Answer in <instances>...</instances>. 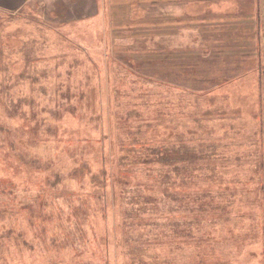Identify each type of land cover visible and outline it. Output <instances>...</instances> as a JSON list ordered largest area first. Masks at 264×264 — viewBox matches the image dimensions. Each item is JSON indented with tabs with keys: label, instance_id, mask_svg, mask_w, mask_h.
I'll return each instance as SVG.
<instances>
[{
	"label": "rangeland",
	"instance_id": "obj_1",
	"mask_svg": "<svg viewBox=\"0 0 264 264\" xmlns=\"http://www.w3.org/2000/svg\"><path fill=\"white\" fill-rule=\"evenodd\" d=\"M74 1L0 5V149L8 166H19L14 151L22 162L33 163L32 155L47 165L33 170L30 181L24 171L9 181L14 174L0 168V264H264L252 138L259 123L250 116L258 106L246 104L249 117L237 106L255 81L247 76L206 97L181 87L186 78L177 61H196L198 68L203 21L157 35L152 46L150 36L119 33L138 22L140 11L147 16L138 28L188 10L190 18L214 20L224 50H235L252 42L264 1L213 0L192 8L177 0L114 6L97 0V16L73 20L94 7V0ZM159 47L174 59L157 67L156 54L147 51ZM134 63L161 83L137 77ZM123 138L135 154L144 145L146 154L156 146L172 157L133 165L121 159ZM37 176L45 195L29 189ZM59 178L65 182L56 185Z\"/></svg>",
	"mask_w": 264,
	"mask_h": 264
},
{
	"label": "crops",
	"instance_id": "obj_2",
	"mask_svg": "<svg viewBox=\"0 0 264 264\" xmlns=\"http://www.w3.org/2000/svg\"><path fill=\"white\" fill-rule=\"evenodd\" d=\"M27 1L29 0H26V2ZM39 1L45 2L50 6H54V2L56 1L61 2L64 5H68L67 3H71V4L75 3L74 0H39ZM10 2H13V0H1L0 5L4 6L3 8H8ZM17 2L18 5H16V7L23 6V4L26 3L25 0H17ZM110 2L111 4H113V6L117 5L116 2L114 1L110 0ZM97 6H98L97 0H94V7H92L91 10L92 12H90L89 14H83L82 16L77 15L74 17L75 19L73 20L92 18L94 16H97L98 15ZM10 7H12L11 9L14 8L13 6ZM63 8H64V12L67 14L68 13L67 9L65 7ZM248 14H251L252 15L251 18H254L252 10ZM130 19L131 18H126L124 23H128ZM201 21H203L205 24H198L199 30L196 32V39L199 43L198 45L199 66L196 70L198 77L197 81L199 83L198 86V90L200 91L199 94L200 95L203 94L206 97L209 95L208 92L212 91L210 93H213L215 90H217V88H219L220 90L222 87L230 84L231 82L239 79L242 80L247 76L249 77L251 76V79L255 81L253 91L251 92V90L248 89L247 91H249L250 93L246 91V100L238 101L237 106L238 108H242V109L246 107L247 110L245 112L243 111L242 112L248 117H249L248 115L249 109L246 104L247 103L250 104L248 106H255V105L258 106L257 110L252 109L250 111V116L254 118L253 120L255 121V123L257 124L259 123L258 127H256L257 125H255L253 128L254 130L252 132L253 133L252 138L256 140V142L254 143L256 145V149L258 150L257 162L260 165L258 171H260V180L262 185L261 189L263 195L261 201H262V214L264 217V18L262 16V8H261V18L258 17L257 22H255L254 25L256 30L252 32V42L250 44L247 43L243 47L235 50L232 49L224 50L225 49L223 47L224 45L220 40L221 39L220 37L221 34L219 32L220 30L216 28L215 24L213 25L211 24L212 22H214V20H210V22L207 21L208 23L205 20H198V22ZM246 35L247 32H245V38ZM249 36L250 33L247 35L246 38L248 42H250ZM209 66H213L215 70L212 69L206 70ZM219 79L221 83H219L218 81ZM242 112L238 113V115L239 114L244 115ZM250 133L251 132L248 131L246 134H250ZM261 230H262V234H264V226L261 227Z\"/></svg>",
	"mask_w": 264,
	"mask_h": 264
},
{
	"label": "trees",
	"instance_id": "obj_3",
	"mask_svg": "<svg viewBox=\"0 0 264 264\" xmlns=\"http://www.w3.org/2000/svg\"><path fill=\"white\" fill-rule=\"evenodd\" d=\"M112 1V0H111ZM120 1H122V0H120ZM129 2H130V4H150V3H156L157 5L159 4V5H163L162 3H161V1H153V0H141L140 2H139V0H134L135 2H133V0H128ZM177 1H179L180 2V5H189V4H191L192 5V8H194V5H198L200 2H211V1H213V0H177ZM114 2H115V0H114ZM169 3H173V1L172 0H169ZM140 4V5H141ZM191 8V9H192ZM197 8V7H196ZM196 8H195V10H196ZM192 11H189L188 12V10H187V12H184L183 14H181V15H177L176 17H172V15L171 14H168V15H166V16H168V18H166V17H162V18H159V17H161V15H157V16H155L154 17V19H156V22L154 23V24H152V25H149V26H146V27H137V24H138V22H139V24L146 18V16H147V14H142V16H140L141 15V11L139 12L140 14L137 16V18L136 17H134V18H136V19H134V20H136V21H138V22H129L128 24H126V26H125V28L122 30V31H120L119 33L120 34H122L123 36L126 34V33H128L130 36H139V37H144V36H150V38H149V41H150V43L149 44H151V45H149V46H152L153 44H154V40H153V37H155V36H159V35H163V34H166V33H169V34H172L173 32L172 31H174V29H177V28H179L180 26H178V25H180V24H185V25H188V24H192V23H188V21H194V23H196V22H198V20L196 19V16H193V18H190V14L189 13H191ZM156 14V13H155ZM164 21H169L170 22V26H168L169 28H167L166 26H162V24H164L165 25V23L166 22H164ZM164 22V23H163ZM210 22V21H209ZM208 23V22H207ZM160 24V25H159ZM212 25L214 24V22H212L211 23ZM195 25V24H194ZM110 28L112 29V30H115V24H114V22H113V24H111L110 25ZM151 28H159V30H161V31H157V32H150V29ZM163 28H165V29H163ZM167 29V30H166ZM169 29H171V30H169ZM139 42H141V39H139ZM159 44H162V42H159ZM10 45V44H9ZM147 53H153V54H156V57H155V60H156V62H157V67H158V63H163V62H165V61H169L170 59H174V55H173V52L172 51H170V50H166V51H164L163 50V48L162 47H159V50L158 49H151V50H149V51H147ZM187 55H188V58H190L191 56H193V51L192 50H188L187 51ZM115 59V62H117V63H119L120 65H121V63H120V61H122L123 60V58H118L117 59V57H115L114 58ZM197 61H198V59H197ZM177 64H178V66L180 67V70H178V73H182L183 75H184V77L186 78L184 81H181V87H183V88H190V89H188L190 92H194L196 95H197V92H198V95H199V93H200V91L198 90V86H199V83H198V77H197V65H196V61L195 62H178L177 61ZM132 70H135V69H137V70H141V72H140V75H138L137 77H143V79H146V80H151V81H153L154 83H161V82H157L156 80H153L151 77H155V78H157L158 77V75L157 76H155L154 74H152V75H150V72L149 73H146L145 71H147V70H144L143 68H141L138 64H136V63H134L133 64V66H131L130 67ZM139 68V69H138ZM157 69H159V68H157ZM130 70V69H129ZM177 76V75H176ZM177 79V78H176ZM182 83H184V84H182ZM182 91H184L183 89H182ZM185 92V91H184ZM191 95V94H190ZM198 97V96H197ZM136 110V109H135ZM24 116V115H23ZM25 121H27V119L26 120H24V122ZM123 140V149L121 148V152H122V156H121V159H123V158H125L124 160L125 161H127V162H130V163H132L133 165H136V164H138V163H144V162H141L142 161V158H149V157H154L153 159L156 161V162H158V163H160V161H165L164 159H168V157H170L169 155H168V153H166V152H161V149L159 150V148L158 147H153V149H151L152 151H150L149 153H145V148H147V147H145L144 145H139L138 147H139V150H137L138 151V153L137 154H135L134 152H133V150H127V148L128 147H130L131 145H132V143H131V140H127V139H122ZM140 143V142H139ZM181 143H184V142H181ZM135 145V144H134ZM182 147H184V144H182ZM190 146L188 145V148H189ZM191 147H193V146H191ZM190 147V148H191ZM196 148H198L199 146H195ZM157 148V149H156ZM12 149H10V151H11ZM201 150V149H200ZM14 151V150H13ZM26 151V150H25ZM129 151H131V155H126L125 153H127V152H129ZM125 152V153H124ZM22 153H19V152H13V155L15 156V157H17L18 158V160L19 161H17L18 163H19V166H17L16 164H15V162H14V164L13 165H11V166H8V164L7 163H9V164H11L10 162L11 161H9V157H8V155L5 153V150H3L2 148L0 149V168L3 166V164L4 165H6V170H5V172H8V173H10V172H12L14 175L12 176V177H10L9 178V181H12V180H14L19 174H22L23 173V171L26 173V176L28 177V179H26V180H28V181H30V180H32V175H34L35 176V174H33L32 172H34L33 170H36V171H40L41 169H43L42 168V166H45V167H47V165H43L41 162H40V160H39V158H36V157H33L32 155L29 157L31 160L33 159V163H31V164H28V163H26V161L25 160H23V162L21 161V158H20V155H21ZM27 154H29V153H27ZM7 157V158H6ZM172 157V156H171ZM170 157V158H171ZM180 158V160H182V157H179ZM2 159V160H1ZM8 159V160H7ZM5 160H7V162H5ZM11 160V159H10ZM144 160V159H143ZM15 161V160H14ZM6 164H5V163ZM12 167H14V168H16V169H14V168H12ZM23 168H24V170H23ZM12 169V170H11ZM119 170H120V165H119V168L116 170V172H117V176H118V173H119ZM38 171V172H39ZM29 175H31L30 177H29ZM56 175V174H55ZM115 175V174H114ZM59 177H61V174L60 175H58ZM111 176H113V174H111ZM119 176H121L120 178H122V175H119ZM71 177V176H70ZM69 177V178H70ZM108 179V178H107ZM112 180H114L113 178H112ZM62 181V179L61 178H59V182H61ZM69 181V180H68ZM67 181V182H68ZM63 182H65V180L64 181H62L61 183H55L56 185H61ZM4 183H6V182H4ZM31 184H32V186L31 185H29V189H33V188H35V189H37L38 190V192H37V195H40V194H44L45 195V193H43L41 190H39L38 189V186H40V184H42V180H41V177L40 176H37L32 182H31ZM59 192V191H58ZM48 195V194H47ZM1 197V196H0ZM32 207L34 208V206L33 205H31V209H32ZM29 209H30V207H29ZM20 215V214H19Z\"/></svg>",
	"mask_w": 264,
	"mask_h": 264
},
{
	"label": "bare ground",
	"instance_id": "obj_4",
	"mask_svg": "<svg viewBox=\"0 0 264 264\" xmlns=\"http://www.w3.org/2000/svg\"><path fill=\"white\" fill-rule=\"evenodd\" d=\"M111 126V125H110ZM117 134V133H116ZM178 197V196H177Z\"/></svg>",
	"mask_w": 264,
	"mask_h": 264
}]
</instances>
